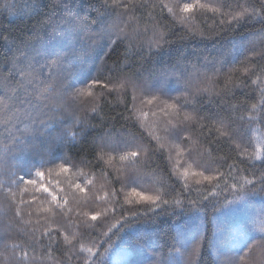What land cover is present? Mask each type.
<instances>
[{"label": "trees", "instance_id": "16d2710c", "mask_svg": "<svg viewBox=\"0 0 264 264\" xmlns=\"http://www.w3.org/2000/svg\"><path fill=\"white\" fill-rule=\"evenodd\" d=\"M67 2L90 23L97 21L91 33L101 24L123 31L103 47L87 48L89 41L82 44L70 33L60 38L73 54L63 83L73 86L45 102L60 106L56 131L41 136L45 143L37 140L35 150L0 153V173L20 176L31 169L25 178L36 181L0 188V264H264L259 0H148L150 7L135 11V19L118 18L123 9L113 0ZM185 3L194 9L182 11ZM33 5L7 0L0 7V58L13 54L14 41L47 43L45 17ZM241 15L251 18L229 27ZM173 66L174 74L160 71ZM254 66L255 74L243 71ZM137 73L163 88L134 93L119 87ZM77 89L84 94L74 95ZM217 114L225 123L235 121L232 140L224 137ZM181 126L187 131L177 137ZM61 131L78 135L56 144ZM7 135L0 125V137ZM42 155L55 159L41 164ZM233 162L236 168L229 169ZM41 184L49 191H38ZM133 188L153 199L134 195Z\"/></svg>", "mask_w": 264, "mask_h": 264}, {"label": "snow or ice", "instance_id": "6c2138e0", "mask_svg": "<svg viewBox=\"0 0 264 264\" xmlns=\"http://www.w3.org/2000/svg\"><path fill=\"white\" fill-rule=\"evenodd\" d=\"M114 6L116 8H122L123 12L119 14L118 18H123L128 16L130 19H135L133 13L141 8L150 7L148 0H113ZM7 6V0H4V4H0V7ZM50 8L49 12H39L41 7ZM106 6V5H102ZM34 9L37 10L38 15L45 17L41 21L45 35L48 38L47 43H36L33 40L21 39L19 41H14L15 49L11 56L5 55L0 58V125L3 126L4 131L8 133L7 136L0 137V153L7 154L13 149L19 148L23 151H32L36 148V141L40 140L41 136L49 137L53 132L56 131L54 122L57 120V111L59 110V105L54 107H48L45 103L49 101L54 93H63L68 89L72 88V84L69 83L67 86L64 85L63 81L67 80L68 72L70 70V59L73 54L66 51L65 46L60 43V38L64 37L65 34L70 33L74 38L79 39L82 44L85 40L89 41L86 45L87 48H92L95 45L114 44L116 41L112 40V36L122 34V29L116 32L111 31L108 27L101 24L100 28L95 32L91 33L93 24L97 21L89 22L84 16L80 15L81 10L74 11L72 7L69 6L67 0H54L53 3H44L42 5L41 0H34ZM161 8L166 7V5L161 4ZM195 5L190 3H185L183 5L182 11L189 12L194 9ZM171 11V9H169ZM259 11L264 12V0H259ZM257 14V9L253 8V15ZM251 17L235 16L232 21L229 22V27L233 23L240 24L241 22H246L247 19ZM102 20V17L100 18ZM259 23L264 25V17L258 20ZM91 33V34H90ZM39 34L37 33V39ZM127 38V37H125ZM161 40L165 43L166 38L161 36ZM102 42V43H101ZM83 50V49H82ZM243 54V53H241ZM260 58L264 59V52L260 54ZM45 69H47V74H45ZM164 74L176 73L178 71L177 66H173L171 69L162 68L160 70ZM244 72L255 74L257 67L244 68ZM259 71L264 72V65L259 66ZM183 73H181V76ZM179 78V77H178ZM93 83H98V81H93ZM159 86L163 88V84L157 81L155 84H149L146 80L140 77L137 73L135 78L129 77L122 81L119 85L120 88L129 87L133 92H151L155 87ZM108 87V85H105ZM116 90V88H113ZM84 92L81 89H77L74 95H83ZM135 99V96L133 97ZM157 97L153 96L152 100H156ZM152 100L148 102L151 103ZM172 107H176L172 105ZM235 107V106H233ZM253 109L257 108L256 104L251 105ZM241 108H247L246 102L241 105ZM261 111L264 112V90L261 93ZM96 109L94 108L93 111ZM239 111V109H237ZM218 116L219 122L224 126L227 131L223 133L224 137L228 140H232L235 135L232 132V125L235 121L228 119L225 123V118ZM240 120L244 117L239 116ZM77 123H80L79 118H76ZM187 120V117L185 118ZM22 125V127H20ZM187 128L179 127L176 130L177 137L180 136L181 132H186ZM78 133L76 132H59L55 137L56 144H63L66 140L71 141L76 138ZM41 144L45 142L40 140ZM140 147V146H138ZM239 148V145H237ZM50 151L51 147L45 149ZM138 152H131V157H137ZM240 153L238 152L237 155ZM55 158H53L54 160ZM125 159V157H121ZM53 160L45 161L43 155L41 156V164L45 162L51 163ZM63 171H68L67 163L61 165ZM229 169L236 168V163L228 165ZM24 175L17 176L15 172H3L0 176H7V180L0 179V188L4 184L9 187L16 186L20 187L21 184H32L35 185L36 181L32 179H26L25 177L31 176V169L23 170ZM37 176H43L42 172H37ZM230 175V173H229ZM206 180L214 179L213 177H205ZM260 183L264 184V173L261 174L259 178ZM246 179V183H251ZM79 187V185H77ZM232 187H236L235 184ZM241 187H243L241 185ZM43 192H48V188L43 184L40 185L39 190ZM132 192L134 195L141 196L142 199L152 200V197L143 196L141 193H137L136 189L133 188ZM35 199V196H33ZM53 199L55 195L53 194ZM161 198L156 197L155 201H159ZM207 199V197H205ZM27 201L23 199L20 200V204H26ZM132 203V201H128ZM165 205L168 201H163ZM191 203V202H190ZM135 216V213H133ZM93 220H96V216H92ZM50 243L51 233H48ZM35 241H33L34 245ZM193 245L198 244V240L195 238L192 242ZM32 246V245H30ZM248 246L247 244L245 245ZM19 247V245H13V248ZM24 256H27L26 252H22Z\"/></svg>", "mask_w": 264, "mask_h": 264}]
</instances>
